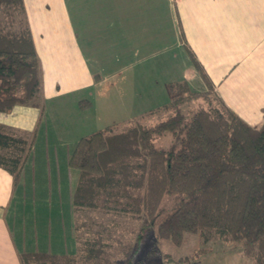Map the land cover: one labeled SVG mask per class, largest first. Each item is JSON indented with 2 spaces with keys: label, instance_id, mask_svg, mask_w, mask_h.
I'll return each instance as SVG.
<instances>
[{
  "label": "crops",
  "instance_id": "0c3cea01",
  "mask_svg": "<svg viewBox=\"0 0 264 264\" xmlns=\"http://www.w3.org/2000/svg\"><path fill=\"white\" fill-rule=\"evenodd\" d=\"M24 9L42 70L41 107L0 112V124L28 132L33 147L18 180L0 167V264H22L11 218L19 224L29 204L14 205L13 196L18 185L32 190L39 142L73 136L69 164L82 137L163 107L166 85L182 81L194 92L212 87L248 125H264V0H24ZM77 181L78 173L70 188ZM36 252L56 254L24 253Z\"/></svg>",
  "mask_w": 264,
  "mask_h": 264
},
{
  "label": "trees",
  "instance_id": "16d2710c",
  "mask_svg": "<svg viewBox=\"0 0 264 264\" xmlns=\"http://www.w3.org/2000/svg\"><path fill=\"white\" fill-rule=\"evenodd\" d=\"M0 9L7 10L12 21L15 13L24 15L18 32L4 29L0 19V112L17 105L41 107L42 70L24 0H0ZM189 52L207 82L202 66ZM166 89L169 103L149 113L169 111L166 119L117 132L106 127L77 142L69 160L78 172L74 209L115 210L140 221L124 264L140 262L136 256L154 231L156 238L176 245L186 233L208 232L224 242H241L245 256L264 264V125L251 127L218 96L214 103L212 87L194 92L182 81L169 83ZM200 98L207 101V108L184 111V104ZM168 134L170 145L157 147V138ZM31 143L28 132L0 124V167L15 180ZM168 199L174 201L172 209L165 206ZM100 254V248L87 245L83 258ZM20 260L77 263L74 255L44 252L24 253Z\"/></svg>",
  "mask_w": 264,
  "mask_h": 264
},
{
  "label": "rangeland",
  "instance_id": "374dc122",
  "mask_svg": "<svg viewBox=\"0 0 264 264\" xmlns=\"http://www.w3.org/2000/svg\"><path fill=\"white\" fill-rule=\"evenodd\" d=\"M7 13V10L0 9L4 29L18 32L24 25V15L15 13L12 21V17ZM159 71L163 72L162 69ZM210 97L214 103L217 102L214 91L210 93ZM201 107H208L207 101L201 98L183 105L188 114ZM150 112L134 121L114 124L113 130L122 131L135 124L149 127L170 115V112L165 110L152 114H149ZM65 129V125L60 124V132ZM65 133L66 131L62 132L64 138H61L60 134V140H47L37 144L28 176L33 179L30 180L32 190L23 189L20 185L14 189V205L20 202L23 205L29 204L26 208L23 207L22 213H16L22 215L19 224L14 220L15 214L12 213L11 218L13 229L18 230L19 243H24L20 251L24 254L29 248L59 255H74L77 258L76 264H106L107 260L124 264L137 240L136 233L140 228V221L115 210L74 209L72 198L76 186L73 189L70 184L77 179L78 172L69 166L67 158L75 140L69 135H66L69 139H65ZM171 141L170 134L160 136L156 145L159 148L168 147ZM32 150L33 147L30 146L27 157ZM165 202L168 209L173 208V200L168 199ZM87 245L96 250L100 248L101 257L84 260ZM150 251L156 253L148 255ZM136 258V262L139 260L144 264H255L254 258L244 255L241 242H224L208 232L186 233L181 245H176L169 239L156 238L154 231L144 242ZM140 262L136 264H141ZM26 264H50V261L32 260Z\"/></svg>",
  "mask_w": 264,
  "mask_h": 264
}]
</instances>
